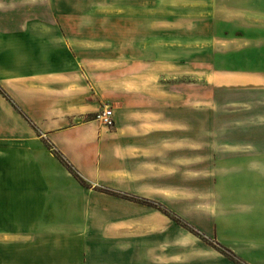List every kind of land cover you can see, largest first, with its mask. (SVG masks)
<instances>
[{
	"label": "crops",
	"instance_id": "crops-1",
	"mask_svg": "<svg viewBox=\"0 0 264 264\" xmlns=\"http://www.w3.org/2000/svg\"><path fill=\"white\" fill-rule=\"evenodd\" d=\"M218 3L116 0L113 42L107 34L95 40L68 37L61 12L52 7L0 0L4 264H236L215 250L207 258L184 260L186 246L183 252L179 249L188 236L177 230L172 243H180L179 248L167 247V216L158 209L167 210L172 193L168 158H184L191 166L187 173L204 171L199 150L204 133L198 129L204 104L209 113H232L226 126H264V0L244 7L231 0L227 19L220 18ZM167 23L179 27V38L167 37ZM189 25L195 34L186 33ZM168 42L195 45L191 54L179 52L175 63L182 64L181 75L202 83L179 90L167 87ZM225 44L227 50L222 49ZM187 62L202 69L189 72L183 68ZM153 78L162 83L150 85ZM201 85L212 87L219 98L222 89L235 97L224 102L215 96L206 102L189 99L188 91L198 92ZM103 105L113 112L110 129L96 121ZM208 141L211 172L222 169L216 161L224 158L228 169L249 177L264 168V134L211 133ZM55 152L89 188L79 184ZM208 185L211 191L221 188L217 182ZM242 189L247 200L257 196L248 200L249 209L264 208V182H248ZM101 190L137 197L154 207ZM216 195L191 204L186 221L234 253L241 264H264V210L259 216L245 209L231 214L215 203ZM247 219L253 221L251 232L245 228ZM178 254V261L170 260Z\"/></svg>",
	"mask_w": 264,
	"mask_h": 264
},
{
	"label": "rangeland",
	"instance_id": "rangeland-1",
	"mask_svg": "<svg viewBox=\"0 0 264 264\" xmlns=\"http://www.w3.org/2000/svg\"><path fill=\"white\" fill-rule=\"evenodd\" d=\"M231 0H218V6L222 8L221 10V16L220 18L227 19L228 14L226 12L227 7L231 5ZM240 5L242 7L244 6H257L260 2V0H238ZM32 2H37L38 5L42 6L44 9L52 7L57 11H60V22L65 24V33L68 37H72L74 39H82L91 37L93 40L99 39L101 36H106L109 39V41L115 40L116 36V15H115V2L116 0H28V3L31 4ZM258 8V7H256ZM88 11L91 12L90 15L83 14L87 13ZM45 13V11H44ZM47 13V12H46ZM45 13V16L47 15ZM86 16V17H85ZM196 17V15H194ZM191 25H189V29L187 30L188 35L195 34L194 31L190 29ZM167 37H174L179 38L180 37V29L179 27L174 28L173 25H170L167 23ZM176 30V31H174ZM242 32H237L238 34H242ZM112 43V42H111ZM110 43V45H111ZM191 44H188L187 47H179L177 44L175 45L174 42H168L167 43V87L175 90H179L180 87L183 88H194L196 87L193 85L195 82L198 84L202 83V81L198 80L195 81L193 78L191 79L193 75H181V68L179 67V63H175V61L179 60V55H177L179 52H183L185 55L191 54V52H194L195 45L190 46ZM112 48V47H111ZM223 50H227V44L223 45ZM226 52V51H225ZM110 55H114V51H111L109 53ZM174 60V61H173ZM196 60V59H195ZM173 63V64H172ZM184 65V69H187L189 72L190 70H195V67L198 66L194 62H187ZM165 66L162 65V68ZM114 69V67H110ZM110 69V70H112ZM202 69V68H200ZM204 71H207L204 69ZM164 76V75H163ZM162 76V78H163ZM157 83H162V80L158 78H153L150 80V85L157 86ZM197 84V85H198ZM142 85H148L147 82L143 83ZM215 88V87H214ZM200 90L198 92L196 91H188L189 92V99L195 100L198 99H204V101H208L209 99H212L211 96H215V99H220L221 101H228L233 99L235 96L231 95L228 90H223V95L220 96V98L216 95H213L214 89L212 87H207L205 85H201L199 87ZM196 95H200V97H196ZM204 114L202 116V128H198L199 130H202L204 133V142L203 147H200L199 150H203L201 153L202 158L200 160L201 164H204L203 170L199 171L195 170L194 172L187 173L186 169H189L191 166L187 163L185 164V159H170L172 165H170V171L167 173V179H170L167 183L168 188H172L170 194H168L167 202L169 203V206H167V210L171 211L175 215L179 216L181 219H183L184 222L187 223V225L190 228V230H193L196 234L199 235V237L189 232L188 230L177 226L170 218L167 217V231H169V235L167 236V247L172 246L173 248H179L178 242L172 243L173 236L176 234V231H182L184 234H186L188 237L186 240L182 241V247L180 252H183L184 250L188 251V255L185 256L182 254L183 259L185 260L187 258L188 262H191L195 260L196 258L199 259V257L207 258L209 256V251L215 250L219 254H223L222 251H229L226 249L225 246L219 244L217 241H214L212 239L205 238L202 233L200 232V229L194 227L191 223H188L186 221V218L190 217L193 210L190 207L191 204L193 205L197 201L199 203H204L205 200H208L211 195H216L217 197L214 199L216 200V204H219L222 209H226L231 214H238L239 212H243V209L246 211H249V214L253 216H259L260 210L263 211L264 208H254L249 209L247 206L248 204L252 203L249 202L251 198H257L253 197V194L248 197V200L245 196V190L242 188L244 187L245 183L251 182V183H259L264 182V168L261 170V173H257L256 175H252L251 177L246 176L242 170H237L233 168L228 169V164H225L228 160L227 159H221L217 160L216 162L220 163V166L222 165V169L220 171H217L216 169H213L212 172L210 170V165L212 163L210 158V148H211V142L208 141V137L211 133H215L216 135H252V134H264V126L263 127H233V126H226L231 119V115H229L226 111H220L219 115L217 113H209L206 112L208 106L206 104L203 105ZM238 115V114H237ZM195 117V116H194ZM239 118H243V114L240 113ZM110 129V127L108 128ZM177 161V163L175 162ZM225 162V163H223ZM174 164H176L174 166ZM227 168V169H223ZM260 171V170H259ZM258 171V172H259ZM210 182H217L220 184V192L219 191H211L209 188ZM188 186V188L186 187ZM236 188V189H235ZM181 190V191H180ZM258 193V192H257ZM259 214V215H258ZM249 215V216H250ZM246 216V214H244ZM244 223V222H243ZM253 225V221L250 219H247V223L245 228L250 230V226ZM259 225V224H258ZM253 227V226H252ZM258 230V229H256ZM254 232V231H252ZM195 238H193V236ZM198 248L197 250H193L191 248ZM232 253V252H231ZM234 254V253H233ZM235 258L233 259L234 263L241 264L240 260L237 258L236 255H234ZM180 255L171 256V261H178ZM5 257L4 255L0 254V264H4ZM231 261V260H230ZM9 264V261L7 262Z\"/></svg>",
	"mask_w": 264,
	"mask_h": 264
},
{
	"label": "trees",
	"instance_id": "trees-1",
	"mask_svg": "<svg viewBox=\"0 0 264 264\" xmlns=\"http://www.w3.org/2000/svg\"><path fill=\"white\" fill-rule=\"evenodd\" d=\"M4 94V93H3ZM55 156L59 159V161L61 162V164L75 177V179L79 182V184L83 187H88L89 188V185L83 181L79 175L77 174V172L74 170L73 166L71 164H69V162H67V160H65L61 154H59L58 152H55ZM103 193L105 194H108V195H112L114 197H120V198H123V199H126V200H129V201H133V202H136V203H141V204H144V205H148V206H153V204H151L150 202H147L143 199H140V198H137V197H132V196H127V195H123L121 193H118V192H114V191H110V190H101ZM163 214H165L168 218H170L175 224L179 225L180 227L188 230L189 232L191 233H194L196 234L193 230H190V228H187L189 227L187 225L186 222H184L179 216L175 215L174 213H172L171 211L169 210H165V209H162V208H158ZM198 237L199 235L196 234ZM223 255L226 256L229 260H231L232 262L233 259L235 258L234 254L229 252V251H222Z\"/></svg>",
	"mask_w": 264,
	"mask_h": 264
},
{
	"label": "built area",
	"instance_id": "built-area-1",
	"mask_svg": "<svg viewBox=\"0 0 264 264\" xmlns=\"http://www.w3.org/2000/svg\"><path fill=\"white\" fill-rule=\"evenodd\" d=\"M96 121L106 128L113 125V112L109 106H102L101 111L96 116Z\"/></svg>",
	"mask_w": 264,
	"mask_h": 264
}]
</instances>
